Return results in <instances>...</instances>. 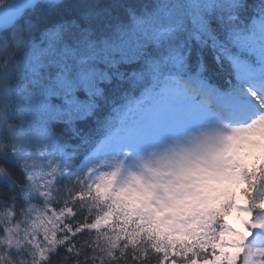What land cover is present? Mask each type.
<instances>
[{
  "label": "snow or ice",
  "instance_id": "snow-or-ice-1",
  "mask_svg": "<svg viewBox=\"0 0 264 264\" xmlns=\"http://www.w3.org/2000/svg\"><path fill=\"white\" fill-rule=\"evenodd\" d=\"M0 264H264V0H0Z\"/></svg>",
  "mask_w": 264,
  "mask_h": 264
},
{
  "label": "rangeland",
  "instance_id": "rangeland-1",
  "mask_svg": "<svg viewBox=\"0 0 264 264\" xmlns=\"http://www.w3.org/2000/svg\"><path fill=\"white\" fill-rule=\"evenodd\" d=\"M227 221H228V223H229L234 229H236L237 231H242V229H241V227H240L239 220H238V218L235 216L234 213L230 214V215L227 217Z\"/></svg>",
  "mask_w": 264,
  "mask_h": 264
}]
</instances>
